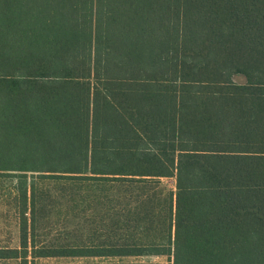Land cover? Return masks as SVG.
Here are the masks:
<instances>
[{
  "label": "trees",
  "instance_id": "16d2710c",
  "mask_svg": "<svg viewBox=\"0 0 264 264\" xmlns=\"http://www.w3.org/2000/svg\"><path fill=\"white\" fill-rule=\"evenodd\" d=\"M1 189L0 262L264 264V0H0Z\"/></svg>",
  "mask_w": 264,
  "mask_h": 264
},
{
  "label": "rangeland",
  "instance_id": "374dc122",
  "mask_svg": "<svg viewBox=\"0 0 264 264\" xmlns=\"http://www.w3.org/2000/svg\"><path fill=\"white\" fill-rule=\"evenodd\" d=\"M236 82L241 79L236 78ZM161 185L174 190L173 179H162ZM4 189V188H3ZM1 189L0 191H3ZM13 211L8 198H0V248L18 247L17 226ZM30 261V258L28 259ZM0 264H16L15 261H1ZM34 264H171V260L165 256H128L123 258H96V257H57V258H39Z\"/></svg>",
  "mask_w": 264,
  "mask_h": 264
},
{
  "label": "crops",
  "instance_id": "0c3cea01",
  "mask_svg": "<svg viewBox=\"0 0 264 264\" xmlns=\"http://www.w3.org/2000/svg\"><path fill=\"white\" fill-rule=\"evenodd\" d=\"M96 258H112V257H96ZM114 258H123V257H114Z\"/></svg>",
  "mask_w": 264,
  "mask_h": 264
}]
</instances>
